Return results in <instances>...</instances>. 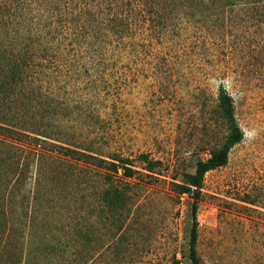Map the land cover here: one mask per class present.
Segmentation results:
<instances>
[{"label": "rangeland", "instance_id": "374dc122", "mask_svg": "<svg viewBox=\"0 0 264 264\" xmlns=\"http://www.w3.org/2000/svg\"><path fill=\"white\" fill-rule=\"evenodd\" d=\"M176 2L162 37L140 36L137 64L127 45L113 44L105 52L112 68L90 76L73 69L59 81L72 108L63 135L139 172L116 176L131 188L127 240H115L111 214L98 201L105 171L66 161L49 143L36 157L24 136L0 133V264H191L194 201L173 184L224 145L229 132L214 113L220 87L234 101L244 139L228 165L205 178L198 256L202 264H264V0ZM31 115V129L49 123L42 108ZM17 155L21 161H7ZM141 156L162 166L148 173Z\"/></svg>", "mask_w": 264, "mask_h": 264}, {"label": "trees", "instance_id": "16d2710c", "mask_svg": "<svg viewBox=\"0 0 264 264\" xmlns=\"http://www.w3.org/2000/svg\"><path fill=\"white\" fill-rule=\"evenodd\" d=\"M177 1L188 3V0ZM214 1L235 7L241 3L259 4L263 0ZM176 3V0H3L0 7V28L5 33L0 46V133L10 138L16 134L24 136L30 141L31 154L36 157L43 149L42 144L49 143L66 161L105 171L106 189L99 193L98 201L111 214L114 238L119 243L127 240L123 232L132 214L133 200L131 188L119 186L116 176L121 172L124 179L131 180L139 172L131 168L128 160L114 158L109 162L100 158L95 154L99 151L95 146L76 148L74 142L63 135L61 122H69L67 119L72 116L68 112L72 108L65 105L59 81L67 79L73 69L79 76H90V70L112 68L105 52L113 44L118 49L127 45L133 55L131 60L137 64L140 56L135 57V52L141 48L138 44L140 36L145 42L162 37L163 31L169 30V19L177 12ZM131 40L136 41L129 42ZM61 106L64 113L58 115ZM37 107L43 109L42 117L49 123L31 129L27 126L33 125H27L26 120L32 119L31 113ZM214 113L229 132L224 145L212 152L208 161H199L194 175L186 174L181 182L173 184L178 195L189 196L194 201L189 239L191 264H202L197 251V214L205 178L226 167L231 151L244 139L236 120L234 101L223 87L219 89ZM82 124L78 123L75 128H81ZM16 127L15 132L12 128ZM75 128L73 131L77 130ZM17 149L24 151L25 147L21 145ZM141 159L146 163L148 173L153 174L162 166L160 162L149 161L147 156H141ZM7 161L19 162L21 157L10 156ZM29 165H25L27 173Z\"/></svg>", "mask_w": 264, "mask_h": 264}]
</instances>
